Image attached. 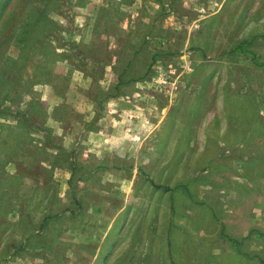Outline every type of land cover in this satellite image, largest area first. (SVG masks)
<instances>
[{"label": "rangeland", "instance_id": "rangeland-1", "mask_svg": "<svg viewBox=\"0 0 264 264\" xmlns=\"http://www.w3.org/2000/svg\"><path fill=\"white\" fill-rule=\"evenodd\" d=\"M0 264H264V0H0Z\"/></svg>", "mask_w": 264, "mask_h": 264}]
</instances>
